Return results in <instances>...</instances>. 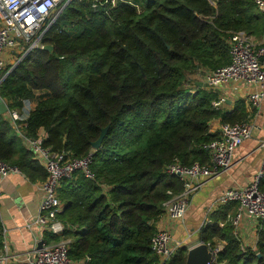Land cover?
I'll return each mask as SVG.
<instances>
[{"label": "trees", "instance_id": "16d2710c", "mask_svg": "<svg viewBox=\"0 0 264 264\" xmlns=\"http://www.w3.org/2000/svg\"><path fill=\"white\" fill-rule=\"evenodd\" d=\"M91 3H62L60 15L46 21L41 40L53 52L37 48L11 72L12 66L6 67L0 97L9 112L21 110L24 102L34 104L24 135L35 139L42 130L43 147L91 158L93 179L75 172L57 190L63 204L58 219L66 228L63 237L71 241L69 259L159 264L150 241L164 215L163 203L182 191V182L166 167L207 165L206 146L219 137L210 132V123L248 120L243 101L232 110L215 108L217 94L190 78L230 63V32L259 39L264 15L254 0H126L97 11ZM107 127L101 147L93 150ZM0 160L32 183L46 179L4 115ZM236 207H219L209 217L213 225L203 226L198 240L225 242L218 264H264V221L255 251H244L226 222ZM186 255L187 247H180L165 264H185Z\"/></svg>", "mask_w": 264, "mask_h": 264}, {"label": "built area", "instance_id": "2783aa9c", "mask_svg": "<svg viewBox=\"0 0 264 264\" xmlns=\"http://www.w3.org/2000/svg\"><path fill=\"white\" fill-rule=\"evenodd\" d=\"M64 1L0 0V85L3 80L2 72L6 68L4 54H9L14 62L17 61L15 66L32 50L43 49L41 40L49 27L44 29L46 21L53 15L57 6ZM66 1L68 3L70 0ZM124 1L126 0H92L91 9L93 11L100 8L111 9L118 2ZM254 5L257 11L264 15V0H254ZM54 20L55 18L52 23ZM226 41L229 47L230 63L214 71H200L194 76L200 79L194 80L197 84L201 83L203 89L213 93L221 87H236L238 84L252 88L253 93L247 97L246 106L249 110L257 109L264 97V34L257 39L242 31L230 32ZM224 103L225 98L218 97L213 107L221 108ZM33 108L34 104L24 102L21 110L8 111L7 115L23 146L46 172V179L39 184L40 200L37 215L33 220V226L42 232V236L33 252L27 254L23 260H17L16 255L11 252L5 242L2 230L0 264H84L73 262L68 257L71 241L63 237L66 228L58 219V215L63 210V204L58 199L57 190L61 181L70 179L75 172H81L86 179H93L90 170L91 158L87 156L76 159L66 153H54L42 146L43 135L38 133L35 139L24 135L23 129ZM252 129L248 122L233 125L221 124L217 131H210L218 134L219 137L206 146L210 155V162L207 165L194 163L189 167H184L179 163H174L167 166L166 173L177 177L182 182V191L163 203V216L171 222L183 220L193 194L201 188L203 182L221 176L232 167L236 149L250 139ZM260 148L264 149V141L260 143ZM19 173L17 168L0 160V180ZM262 185H264V163L253 182L248 186L241 189H228L218 196L217 207L231 203L237 204L235 212L227 216V221L232 226L235 236L244 218L256 223L257 235L259 223L264 221ZM207 225L213 224L207 220L204 226ZM46 234L58 237L59 240L55 243L48 242L45 238ZM39 244H41L40 249H38ZM200 244L204 243L200 242ZM205 245L212 256L210 264H218V254L225 245L214 243ZM150 247L158 257L159 264H165L180 248V244L168 231L157 230L150 241Z\"/></svg>", "mask_w": 264, "mask_h": 264}, {"label": "crops", "instance_id": "0c3cea01", "mask_svg": "<svg viewBox=\"0 0 264 264\" xmlns=\"http://www.w3.org/2000/svg\"><path fill=\"white\" fill-rule=\"evenodd\" d=\"M4 61L5 67L14 66V59H11L9 54H4ZM251 93H253L252 88L241 84L236 87H221L216 92L217 97L225 98L222 109L232 110L237 101H243L248 115L247 122L253 129L250 139L236 149L232 167L221 176L203 182L201 188L193 194L183 220L171 222L167 217L162 216L158 222L156 229L168 231L180 247H188L191 241L194 244L189 248L199 244L200 229L209 220L210 215L219 208L216 206L218 196L225 190L248 186L264 163V149L260 148V143L264 141V97L257 109L249 110L246 101ZM4 117L8 119L7 114ZM220 125L219 121H213L209 125V130L217 131ZM39 134L44 136L42 130ZM40 183L30 182L22 173L12 174L0 180V222L4 240L17 260H23L27 254L33 252L42 236V232L33 226L40 200ZM226 222L229 224L228 221ZM222 225L224 223H218L219 227ZM236 236L241 248L256 249L257 235L254 221L242 219ZM211 243L225 245V242L219 238H214Z\"/></svg>", "mask_w": 264, "mask_h": 264}, {"label": "water", "instance_id": "95a60500", "mask_svg": "<svg viewBox=\"0 0 264 264\" xmlns=\"http://www.w3.org/2000/svg\"><path fill=\"white\" fill-rule=\"evenodd\" d=\"M60 13H61V11L56 15V17L59 16ZM56 17H55V19H56ZM42 50L49 52V53H52L53 47L52 46H45V47H43ZM21 61L22 60H20L9 72H11ZM197 86L204 88L201 83H198ZM7 113H8L7 105L4 102V100L0 97V115H6ZM107 131H108V127L101 131V134H100L98 140L95 143H93L91 146L93 150H98L101 147L102 141L105 138ZM40 248H41V244L38 245V249H40ZM211 259H212V256H211V253H210L207 245L199 243L196 246L187 249L185 264H210Z\"/></svg>", "mask_w": 264, "mask_h": 264}, {"label": "rangeland", "instance_id": "374dc122", "mask_svg": "<svg viewBox=\"0 0 264 264\" xmlns=\"http://www.w3.org/2000/svg\"><path fill=\"white\" fill-rule=\"evenodd\" d=\"M60 11H61V12L63 11V4H62V3H60V4L57 6V8L55 9L54 13H55V14H58ZM54 13H53V14H54ZM59 15H60V14H59ZM16 62H17V61H16ZM16 62H14V64H15ZM14 64H13V65H14ZM190 79H195V80L198 81L200 78H199V77H193V78H190ZM189 83H190V82H188V86H189ZM192 244H194V242L191 241V243H189V244L187 245V246H188L187 248H189Z\"/></svg>", "mask_w": 264, "mask_h": 264}]
</instances>
